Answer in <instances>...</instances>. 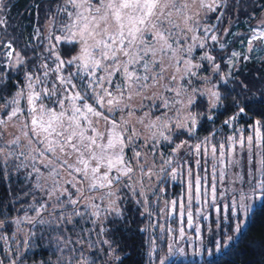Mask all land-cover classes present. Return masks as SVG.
<instances>
[{
  "label": "snow or ice",
  "instance_id": "6c2138e0",
  "mask_svg": "<svg viewBox=\"0 0 264 264\" xmlns=\"http://www.w3.org/2000/svg\"><path fill=\"white\" fill-rule=\"evenodd\" d=\"M239 3L240 0H236L231 5V11L238 13ZM5 7L4 0H0V48L7 49L8 61L0 65V91H3L6 71L22 69L24 84L9 100L0 103V164L5 175H8L11 167H15L17 172L25 170L23 175L29 187L24 195L30 196L33 201L25 209L23 217L18 216L12 221L17 231H20L21 223L32 228L37 224L47 225L49 230L56 232L57 241L67 246L70 241L65 240L63 233L76 231L77 217L82 221L88 216L92 218L93 225L99 223L98 235L108 231L105 220L110 217L113 224L126 219L122 205L129 197H121L122 187L128 188L136 204H140L137 197L143 195L142 189L138 193L133 185L123 180L124 177L131 180L134 175V167L126 159L125 149L133 151L131 159L144 172L145 164L141 163L144 153L136 144L140 133L135 125H145V119L137 117L136 112L147 108L145 117H148L153 110L170 108L169 98L161 97L155 91L164 78L166 68L163 57L169 52L172 53L170 59L182 63L180 78H186L191 87L163 85L166 91L174 92L179 98L172 104H180L182 109L177 111L183 110L184 115L175 121L174 127L171 117L165 120L157 117L145 125L149 130L157 129L150 137L153 151L160 142L158 135L169 144L175 143L174 154L186 148L198 157L202 153L207 156L210 149L214 159L219 151V163L229 166L237 163L231 155L236 144L240 148L247 146L249 164H252L253 149L259 150L257 155L264 154V121L257 120L249 125L252 132L247 137H228L227 160L224 159L225 144L220 143L218 149L213 143L216 133L203 140L197 137V129L202 126V121L214 124L217 116L223 114L221 110L226 111L228 107L235 111L223 121V125L233 128L234 132L240 131L235 124L248 114L250 104L264 103V92L256 101L248 99L251 87L259 82L249 81L243 75L251 57L233 51L231 55L225 54L226 59L221 62L220 53L213 52L217 46L222 51L227 47L229 42L225 37L234 35L230 32V26L239 22L238 17L229 16L223 36L217 35L219 25L226 23L224 18L225 9L229 8L228 0H99L98 3L93 0H63L62 4L57 5L56 14L63 12L67 15L68 23L64 27L71 32V43L79 45V54L71 59H63L57 45L67 38L56 35L55 42H50L45 49L49 55L45 57L41 54L39 57L44 61L52 59V64L31 60V67L11 40L4 42L8 29ZM261 7H264V3ZM193 8L197 9L195 17L190 14ZM202 9L216 12V23L201 24L199 16ZM178 14L182 15L183 28L176 22ZM201 27L203 35L197 37L194 28ZM177 30L185 35L193 33V43L187 49L179 44L178 39H174ZM250 31L252 35L247 38L249 52L255 41H264V20ZM174 43L178 45L176 48L173 47ZM197 47L203 52L199 60L193 62L192 52ZM222 63L227 65L226 72ZM205 64L209 75L203 77V82L208 86L201 89L195 86L194 81L201 80L200 72L205 69ZM69 66H74L76 71H71ZM53 76L49 83L48 78ZM117 76L119 81H114L113 78ZM214 77H218L215 83ZM172 80H176L175 75ZM201 97L207 98V105L199 99ZM229 98L230 103L226 105ZM21 99H26V109L21 106ZM158 99L162 103H156ZM117 113L120 114L119 119ZM163 115L167 116L166 113ZM101 121L105 126L103 130L99 127ZM194 138L197 142L193 145L190 141ZM13 161L18 163L13 164ZM167 163L170 164L171 160ZM258 164L255 172L249 170L248 183L255 185L253 191H264V159ZM148 171L151 175V171ZM223 179L222 172L221 182ZM212 190L215 193V184ZM243 199L242 194L241 205ZM28 209L34 215H28ZM231 210L235 214L236 203ZM9 226L4 219H0V231ZM84 235L88 233L79 235L75 243L83 245ZM34 236L35 232L26 235L23 241L26 250H30V239ZM3 238L7 243L8 237ZM12 238L15 239V233ZM103 243L108 245L104 254L112 257L116 252L112 241L105 239ZM89 247L92 245L89 244ZM71 250L73 253L80 251L81 258L76 264H89V257L82 248ZM9 255L12 253L9 252ZM23 256V253L16 255L11 264H24ZM115 258L120 259L118 255Z\"/></svg>",
  "mask_w": 264,
  "mask_h": 264
},
{
  "label": "rangeland",
  "instance_id": "374dc122",
  "mask_svg": "<svg viewBox=\"0 0 264 264\" xmlns=\"http://www.w3.org/2000/svg\"><path fill=\"white\" fill-rule=\"evenodd\" d=\"M93 2L98 3L99 0H93ZM206 2H210V0H206ZM62 3L63 0H4V4L6 5L4 9V17L8 20V23H11L16 19L25 16L21 23V31L25 44L27 46H33L34 48L41 47L43 52H38L37 55L40 57L41 54H43L47 57L49 54L45 51V49L48 47L50 42H55L56 35L67 38L62 41L61 44L57 45L58 51L62 45H73L71 43V32L64 27V25L68 23L67 15L63 12L56 14L57 5ZM49 5H51V10H49ZM38 6L45 7L47 13H49V19L45 21L43 27L41 28L38 25ZM196 11L197 9L193 8L190 14L195 17ZM216 15V12H211L208 9L200 10L199 19L201 24L216 23L214 19ZM229 16L231 15L226 13L224 18L226 23L219 25V31L217 32L218 36H223V28L228 26L227 19ZM261 20H264V7H261L259 13L251 14L248 17L243 18L238 23L234 22L231 24L230 32L234 35L225 37V40L229 42L226 48L234 42L235 37H238V39L227 55H231L233 51H239L251 57V60L247 63L252 62L257 65H264V41H255L251 52L248 51L247 43V38L252 35L250 28L256 27ZM176 22L181 28L184 27L181 14L177 15ZM37 29H39V34H37ZM50 32L52 33L51 36H49ZM194 32L197 37L202 36L203 27L199 29L194 28ZM192 34L193 33H187L185 35L177 30V37L174 39H178L179 44L182 45L184 49H187L188 46L193 43L191 39ZM8 41L9 40H6L4 42L7 43ZM241 41H243V43H241ZM208 43L211 44L212 42L209 40ZM75 46V53L68 59H71L73 56L79 54V45ZM177 46L178 45L176 43L173 44L174 48ZM218 50H221L218 46L213 49V51ZM6 52L7 49L0 48V65L8 63ZM202 52L203 50L198 47L194 49L192 52V56L194 57L193 62L199 60V56ZM170 57H172L171 52L163 57L166 70L163 73L164 78L160 81V85L155 90L158 92L159 96L169 98L170 108L162 107L159 110H153L148 117H145V112L148 111L147 108L139 109L136 112V116L144 117L145 125L150 123L152 120H156L157 117H160L161 120L171 117L173 120L172 126L174 127L175 121L183 118V110L179 112L177 111V109H182V106L180 104H172L174 100L179 98L175 96L174 92L166 91L163 85L168 84L173 88H175L178 84L188 88L191 86L187 84L186 78H180L183 72L182 63H177L176 59H170ZM225 59L226 55L224 56V60ZM45 62L52 64V59H48L47 61L41 60L39 63ZM52 66L55 67V65ZM69 67H71V71H76L74 66ZM206 69L207 64H205V69H202L200 72L201 80L194 81L195 86L201 89L208 86L203 82V77L209 75V72ZM156 70L159 71V67H157ZM224 71H227V65ZM65 75H67V71H65ZM173 75L176 76V80H172ZM53 79L54 76L49 77V83H51ZM119 79L120 78L118 76L113 78L114 81H119ZM217 80L218 77H214L213 83ZM23 84L24 79L19 87L23 86ZM203 98L207 101L206 97ZM184 99L186 100L187 97ZM147 103H151V101H148ZM156 103H162V100L158 99L156 100ZM21 106L25 109L27 108L26 99H21ZM164 113L167 114L166 117L163 115ZM116 116L117 119L120 118L119 113H117ZM145 125L136 124L135 127L140 133L139 137L136 139V144L139 146L142 153H144L141 163L145 164L146 170L141 172L137 162L134 159H131L134 155L133 151L131 149H125L126 159H129V162L134 167V175L131 180L127 177H124L123 180L125 183L133 185L137 189L138 193L142 189L143 195L138 196L137 198L140 200V204L138 205L143 213L148 214L151 217V205L153 206L152 210H154L157 203L159 204V213L161 216L159 221L156 219L157 216H154L153 222L148 229L145 230L147 235L151 237V242H149L150 257L154 259L156 247L155 240L153 238L156 235H160L165 240L167 254L155 264H161V262H163V264H167L172 259L200 261L203 259H211L219 255L229 244L237 239L239 233L246 225L249 213L261 202V191H253L255 185L248 183L249 170L251 169L255 172V169L259 167L258 162L260 161V155H257L259 150L253 149L251 154L252 164H249L250 154L247 146L240 148L239 144H236L231 155L233 160L237 161V163L230 166L219 163V151L217 152L216 159L212 157L210 149L207 156H204L202 153L198 157L196 153L193 152V160L195 161L194 163L196 166L199 165L198 158H203V161L206 159L208 160L204 165L206 166L205 169L208 171L207 173H209L210 176L204 175L203 181H200V177L198 178L196 172L192 173L190 170L186 169L187 163L182 166L185 157L187 160V154L189 151L185 148L181 149L179 153L174 154L172 150L175 148V143L169 144L168 142L160 139L158 135L157 139H159L160 142L156 145V148L153 151V141L150 137L152 136V132L157 131V129L149 130L145 127ZM99 127L101 130L104 129L105 126L103 121H101ZM226 127L229 134L226 135L223 140L221 139L219 141L220 143L225 144V160L228 159V137L234 136L238 139L242 135L247 137V135L252 132L250 127H243L239 123V120L236 122L235 128L240 131L234 132L233 128H229L228 126ZM11 131L14 134H18L15 129H11ZM174 136L175 134H173V139ZM169 160H171L170 164L167 163ZM15 163H18V161H13V164ZM162 168L164 171H161ZM148 170L151 171V175H149ZM173 170L175 173L174 175ZM183 172H185V181H177L181 179V174ZM222 172L224 175L223 182H221ZM193 176L195 177L194 179H192ZM256 178L257 177H253V179ZM167 179L168 181H166ZM198 180L199 185H197ZM166 182L169 183V186L174 183H179V186L181 187L177 197H173L171 193L167 195L164 193V184ZM213 184H215V193H213L212 190ZM198 188L199 191H197ZM242 194L244 199L241 205L240 202ZM120 195L121 197L127 195L133 202L136 203V200L131 197L130 190L128 188L122 187L120 189ZM151 198L153 199L150 201ZM31 203H33L32 200L30 204ZM234 203L237 205V211L235 214H233L231 210ZM23 215L24 212L21 217H23ZM28 215H34V212L28 209ZM45 216H47V214H45ZM89 218V225H86L84 221L85 218L81 221L80 218L77 217L76 220L78 221V224L80 223L79 226L77 224V227H80L79 230L71 233H67V231H65L63 233L65 240L70 241L67 246H65L63 242H56V244H59L62 247L61 249H64L63 251L65 252L60 258L59 264H76V262L80 260V251H75V253H73L71 250L73 248H82L84 254L89 257V262L92 259L90 254L94 253V248H96L97 253L100 255V260H94L95 264H116L117 259L115 258V253L112 257H108L104 254L108 250V245L103 243V241L107 239L105 233L98 235L99 223H97V225H93L91 223L92 218ZM109 219H111V217ZM108 220H105V223ZM14 227L15 239L12 238L11 243H5L3 238L4 236H1V241L4 244V249H6V251L10 252L11 246H13L16 255H19L25 250L23 241L26 235H30L31 232H34V228L25 223H21L19 225L20 231H17L15 225ZM238 227L240 229L239 231H237ZM69 228H71V226H69ZM89 230L91 231L89 232ZM81 231H83V234L88 233V235L83 236V245L75 243L78 236L82 235L80 234ZM33 238L34 237H31V239ZM89 244L92 245L91 248L89 247Z\"/></svg>",
  "mask_w": 264,
  "mask_h": 264
},
{
  "label": "trees",
  "instance_id": "16d2710c",
  "mask_svg": "<svg viewBox=\"0 0 264 264\" xmlns=\"http://www.w3.org/2000/svg\"><path fill=\"white\" fill-rule=\"evenodd\" d=\"M236 0H228L229 8L225 9V12L230 14L232 17H238V21L243 18L248 17L251 14H256L260 12L261 4L264 0H240L238 13L231 11V5L235 4ZM43 4V3H42ZM50 4V3H49ZM38 25L43 27L46 20L49 19V13H47L45 7H39L38 10ZM25 16H22L11 23H8L7 33L4 37V41L11 40L15 49L21 53L27 61H29V66L31 67V60H36L39 63L41 60L37 55L38 52L42 53L43 49L41 47L34 48L33 46H27L24 42L23 34L21 31V23ZM2 31V30H0ZM238 37L234 38V42L226 49L213 51L214 53H220L219 60L224 61L225 54L233 48L234 43ZM76 51L75 45H62L59 48V52L62 58L68 59ZM223 70L226 65L222 63ZM243 75L249 80H259L258 84L251 87V91L248 93V99L256 101L259 99L260 93L264 92V79H259L264 77V65L256 63H247L245 66V71ZM24 79L23 70L19 71H6L4 76L5 83L2 86L3 91H0V103L9 100L15 95L17 88L22 84ZM229 87H232L229 85ZM199 99L204 100L205 105L207 101L205 98L201 97ZM229 101L225 104L228 105ZM250 110L246 116L239 119V123L243 127H249L254 121L260 120L264 121V103H251ZM222 115H218L215 123H209L206 120L202 121V126L197 129L198 140H203L205 137L212 133H216L215 140L213 143L219 148L220 140L224 139L229 131L223 121L232 115L235 109L221 110ZM2 115V113H1ZM175 139V136H174ZM184 139V137H181ZM197 139H192L190 143L195 144ZM199 165H195L193 160V152H189L184 158L183 164L187 163V170L192 173L196 172L200 181H203L204 175L210 176L208 171L205 169V162L203 158H198ZM264 159V154L260 155V160ZM186 161V162H185ZM3 165L0 164V219H4L9 227L5 230L0 231V263L10 264L11 260L16 256V252L11 246L10 252L4 249V244L1 241V236H7L8 242H12V234L14 233V224L12 221L16 217H21L27 206L31 202V197L24 195L25 191L29 187L28 183L24 179L23 172H17L15 167H11L8 170V175H5ZM195 177L193 176L192 179ZM185 172L181 174V179L177 181H185ZM168 181V179L166 180ZM207 181V180H206ZM181 186L179 183H174L169 186V183L164 184V193L167 195L171 193L173 197H177ZM153 198L150 199V201ZM125 213L126 219L124 221H119L115 224L109 219L105 225L108 231L105 236L108 240L112 241V246L116 249V256L120 257L116 264H155L162 257L167 254V247L165 240L160 236L156 235L153 239L155 240V254L154 259L150 257L149 242H151V237L147 235L146 229L153 222V217L157 216V220L160 219L159 204L157 203L154 210L151 205V217L148 214L143 213L140 206L133 202L130 198L125 201L122 205ZM85 224L89 225L90 218L85 217ZM80 223L78 224V226ZM80 227H77L78 231ZM143 229V231H141ZM35 236L30 239V250H24L22 257L24 264H59V260L65 253L61 251L62 248L59 244H56V232L49 230L47 225H37L34 230ZM72 231H67V233ZM232 232V231H231ZM80 234H83L81 231ZM64 235V234H63ZM94 253L90 254L92 257L89 264L92 261L99 259L100 255L97 253L96 248H94ZM19 264V262H17ZM167 264H264V191H261V202L256 205L248 215L246 225L239 233L237 239L229 244L219 255L211 259H203L200 261L192 260H175L172 259Z\"/></svg>",
  "mask_w": 264,
  "mask_h": 264
}]
</instances>
